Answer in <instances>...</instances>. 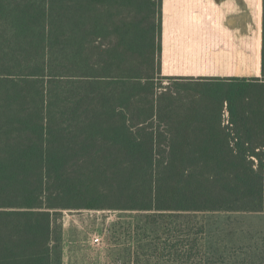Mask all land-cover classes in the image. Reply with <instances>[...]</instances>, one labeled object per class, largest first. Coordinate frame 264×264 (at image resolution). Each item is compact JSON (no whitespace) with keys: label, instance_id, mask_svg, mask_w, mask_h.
<instances>
[{"label":"trees","instance_id":"1","mask_svg":"<svg viewBox=\"0 0 264 264\" xmlns=\"http://www.w3.org/2000/svg\"><path fill=\"white\" fill-rule=\"evenodd\" d=\"M85 211L129 264H264V0H0V264Z\"/></svg>","mask_w":264,"mask_h":264},{"label":"rangeland","instance_id":"2","mask_svg":"<svg viewBox=\"0 0 264 264\" xmlns=\"http://www.w3.org/2000/svg\"><path fill=\"white\" fill-rule=\"evenodd\" d=\"M110 42L103 41L106 45ZM105 214L85 211L53 217L52 241L62 264H129V241L102 230L113 223V216ZM111 237L116 240H109Z\"/></svg>","mask_w":264,"mask_h":264},{"label":"built area","instance_id":"3","mask_svg":"<svg viewBox=\"0 0 264 264\" xmlns=\"http://www.w3.org/2000/svg\"><path fill=\"white\" fill-rule=\"evenodd\" d=\"M225 115H227V114H225Z\"/></svg>","mask_w":264,"mask_h":264}]
</instances>
